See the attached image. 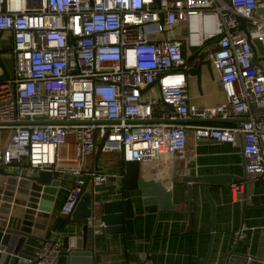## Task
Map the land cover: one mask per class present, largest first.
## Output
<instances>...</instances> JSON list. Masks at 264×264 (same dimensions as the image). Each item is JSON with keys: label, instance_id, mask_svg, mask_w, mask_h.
Masks as SVG:
<instances>
[{"label": "built area", "instance_id": "obj_1", "mask_svg": "<svg viewBox=\"0 0 264 264\" xmlns=\"http://www.w3.org/2000/svg\"><path fill=\"white\" fill-rule=\"evenodd\" d=\"M260 8L258 0H0V41H9L13 57L10 72L0 46V169L71 175L67 216L104 136L103 152L150 162L185 150L191 119L241 120L192 127L197 141H240L246 181L230 185L237 197L248 179L264 175V123L252 114L264 108V64H253L239 28L242 18L250 42L264 45ZM180 24L186 34L178 40L172 30ZM184 47L206 53L222 103H188ZM155 85L158 95L149 96ZM90 176L94 188L116 177ZM92 207L98 234V202ZM60 248L58 237L46 239L35 260L53 264Z\"/></svg>", "mask_w": 264, "mask_h": 264}, {"label": "crops", "instance_id": "obj_2", "mask_svg": "<svg viewBox=\"0 0 264 264\" xmlns=\"http://www.w3.org/2000/svg\"><path fill=\"white\" fill-rule=\"evenodd\" d=\"M258 1L264 3V0ZM172 34L175 39H183L186 34L184 24L175 27ZM253 46L260 63L264 64V45L253 43ZM193 52L184 47L185 60ZM185 64L188 103L199 108L222 103L224 95L217 72L212 67L202 66L199 77H196L187 73L196 63ZM149 95H158L157 85L149 90ZM252 114L256 122L264 123V108H253ZM187 124L190 128L186 131L187 144L183 152L156 161L140 162L142 185L162 183L166 193L170 194L173 208L146 212L140 192L132 191V233L123 229L122 233L111 235L108 244L106 239L96 240L95 251L108 249L109 252L101 257L100 264H225L231 252L264 261V175L248 179L237 197L230 184H188L183 181L185 177L243 176L244 157L240 141L232 145L197 141L193 136V126L230 127L235 123L191 119ZM120 160L119 153L103 152L98 161V171L116 176L98 187L103 188L94 195L99 210L103 202L124 199V165L121 166ZM91 161L92 158L86 161L87 171ZM8 171L26 173L22 169ZM52 175L62 182L48 217L44 238L59 235L62 243L65 237H80L81 225L65 226L67 216L61 214L73 177L69 174ZM205 187L214 206L213 219L211 205L204 197ZM42 243L27 240L24 249L35 252Z\"/></svg>", "mask_w": 264, "mask_h": 264}, {"label": "water", "instance_id": "obj_3", "mask_svg": "<svg viewBox=\"0 0 264 264\" xmlns=\"http://www.w3.org/2000/svg\"><path fill=\"white\" fill-rule=\"evenodd\" d=\"M155 2L158 5L159 0H155ZM257 13L263 14V9H258ZM239 22L240 30L245 33L251 45L253 64L259 66V58L255 47L250 42L246 21L239 18ZM205 55L204 51L196 50L186 58V63H196L195 67L192 66L187 71L188 74L199 77L202 66L211 67L210 61L205 59ZM160 77L161 74L157 77L155 84ZM1 78H8V72L4 66ZM240 121L213 120L212 122L238 123ZM105 141L106 136L96 144V150L88 168V175L85 176L80 187L77 204L72 213L66 217L65 226L68 224L81 225V236L63 238L60 253L53 264H100L101 257L108 255L109 252L108 249L95 251L96 240L106 239L108 244L109 237L122 233L123 229L132 233V191L140 192L146 212H158L173 208L170 203V194L166 193L162 183L142 185L140 162H124V199L101 204L99 221L103 223V226L100 227V233L95 234L92 202L95 193L103 188L93 187L90 182V174L98 170L97 164L103 153ZM233 179L236 180V183L245 182V171L241 178L232 176L185 177L183 181L188 184L202 182L231 185ZM61 182L62 180L55 178L51 172L47 171L18 174L4 168L0 169V264H38V260H35V253L25 250L24 245L27 240L45 241L46 224ZM203 193L211 205L213 219L214 206L208 196L207 187L204 188ZM225 264H264V261L231 252L228 254Z\"/></svg>", "mask_w": 264, "mask_h": 264}, {"label": "rangeland", "instance_id": "obj_4", "mask_svg": "<svg viewBox=\"0 0 264 264\" xmlns=\"http://www.w3.org/2000/svg\"><path fill=\"white\" fill-rule=\"evenodd\" d=\"M248 30H251V28L248 27ZM253 43L255 45H258L257 42H253ZM0 46H1V53H2L3 61L6 65V67L9 69V71L12 72V70H13V57H12L11 53H9V50H8L10 47V43L8 40L3 38L0 41ZM149 96L156 97L155 95H149Z\"/></svg>", "mask_w": 264, "mask_h": 264}, {"label": "trees", "instance_id": "obj_5", "mask_svg": "<svg viewBox=\"0 0 264 264\" xmlns=\"http://www.w3.org/2000/svg\"><path fill=\"white\" fill-rule=\"evenodd\" d=\"M103 154V153H102ZM102 154H101V156H102ZM93 158V157H92ZM120 164H121V166H123L124 165V162L122 161V160H120Z\"/></svg>", "mask_w": 264, "mask_h": 264}, {"label": "flooded vegetation", "instance_id": "obj_6", "mask_svg": "<svg viewBox=\"0 0 264 264\" xmlns=\"http://www.w3.org/2000/svg\"><path fill=\"white\" fill-rule=\"evenodd\" d=\"M202 55V54H201ZM205 59H206V57H205Z\"/></svg>", "mask_w": 264, "mask_h": 264}]
</instances>
